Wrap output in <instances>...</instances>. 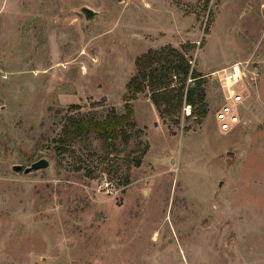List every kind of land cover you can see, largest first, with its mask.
Listing matches in <instances>:
<instances>
[{
    "label": "rangeland",
    "instance_id": "1",
    "mask_svg": "<svg viewBox=\"0 0 264 264\" xmlns=\"http://www.w3.org/2000/svg\"><path fill=\"white\" fill-rule=\"evenodd\" d=\"M171 48L202 75L243 64L236 124L205 79L203 118L147 86L112 144L60 142L125 112L137 58ZM0 264H264V0H0Z\"/></svg>",
    "mask_w": 264,
    "mask_h": 264
},
{
    "label": "trees",
    "instance_id": "2",
    "mask_svg": "<svg viewBox=\"0 0 264 264\" xmlns=\"http://www.w3.org/2000/svg\"><path fill=\"white\" fill-rule=\"evenodd\" d=\"M189 47L191 48L193 45H189ZM169 52L173 54V58H167L168 67H160V63L164 59L163 49H150L137 58V71L127 84L128 93L126 98L128 101L125 104V112H113L104 119L73 118L70 120L69 126L64 130L65 135L60 139V142L69 145L79 137L87 136L93 132L97 136L104 138L108 145L112 144L119 131L124 132L126 127L133 125L134 110L130 100L137 99L138 94L144 92L147 86L153 88L151 98L159 110L165 105L164 109H167V112H171L174 107V98L180 107L186 95V101L192 107L201 106V111L193 110L191 114L195 113L198 118L206 116V92L203 87L206 80L201 78L202 73L191 69V65L179 50L171 48ZM176 73L182 77L181 85L178 88L169 90V86H164V84H166L168 77L178 75ZM189 77L194 78L192 83H187ZM173 91L176 94L173 95Z\"/></svg>",
    "mask_w": 264,
    "mask_h": 264
},
{
    "label": "built area",
    "instance_id": "3",
    "mask_svg": "<svg viewBox=\"0 0 264 264\" xmlns=\"http://www.w3.org/2000/svg\"><path fill=\"white\" fill-rule=\"evenodd\" d=\"M245 67L241 62H234L227 66L211 70L201 78L210 79L220 86L223 92L224 104L218 109L216 117L223 130L229 129L233 124L239 121L237 107L242 104L245 97V91L242 87ZM194 78H189L193 81Z\"/></svg>",
    "mask_w": 264,
    "mask_h": 264
},
{
    "label": "water",
    "instance_id": "4",
    "mask_svg": "<svg viewBox=\"0 0 264 264\" xmlns=\"http://www.w3.org/2000/svg\"><path fill=\"white\" fill-rule=\"evenodd\" d=\"M80 11L85 15L86 19H90L94 15V10L88 6L81 7ZM231 153V152H229ZM50 166V161L47 158H41L31 163V165L24 167L22 164H14L12 169L17 173L24 172L25 174L35 173L44 170Z\"/></svg>",
    "mask_w": 264,
    "mask_h": 264
}]
</instances>
